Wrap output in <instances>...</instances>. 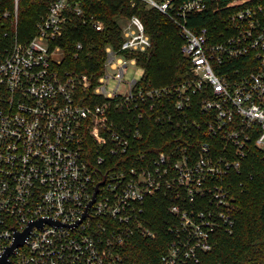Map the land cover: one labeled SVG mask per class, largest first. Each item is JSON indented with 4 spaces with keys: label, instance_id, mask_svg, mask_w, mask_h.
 Wrapping results in <instances>:
<instances>
[{
    "label": "built area",
    "instance_id": "1",
    "mask_svg": "<svg viewBox=\"0 0 264 264\" xmlns=\"http://www.w3.org/2000/svg\"><path fill=\"white\" fill-rule=\"evenodd\" d=\"M10 1L0 0V260L17 234L46 220L31 228L10 264H132L127 245L158 237L149 213L158 197L169 214V241L158 262L147 264H205L218 233L235 231L243 186L237 177L246 174L254 148L264 152V5L130 0L176 25L191 77L152 89L125 80L137 55L152 46L132 16L121 25L122 47L106 48L95 88L106 101L92 106L77 100L91 80L59 69L57 42L64 25L83 15L81 0H35L45 6L32 36L19 30L21 0ZM91 25L104 29L99 20ZM147 110L174 133L167 150L140 149ZM91 113L106 154L85 146ZM122 156L131 166L114 170L112 158Z\"/></svg>",
    "mask_w": 264,
    "mask_h": 264
},
{
    "label": "trees",
    "instance_id": "2",
    "mask_svg": "<svg viewBox=\"0 0 264 264\" xmlns=\"http://www.w3.org/2000/svg\"><path fill=\"white\" fill-rule=\"evenodd\" d=\"M181 1V0H178ZM11 5L13 1L6 0ZM264 5V0H255ZM45 6L42 1L21 0L19 8V30L32 36L35 25ZM83 15L73 16L63 27V35L57 44L63 51L62 72L86 75L91 87L79 88L77 100L83 105H95L106 101L95 93L99 79L105 73L106 48L119 50L123 44L122 19L139 17L150 36L152 46L137 55V64L143 69L139 87H174L191 77L190 60L183 54L182 41L176 25L157 9L149 8L142 2L132 6L130 0H81ZM201 23L207 20L202 15ZM91 20L103 22L104 29L96 31ZM82 49H78V44ZM119 110L117 108L113 109ZM147 110L144 138L140 149L160 152L172 147L174 133L165 132L160 124L152 120ZM156 112L153 113V115ZM154 118V117H153ZM103 131L96 116L91 113L84 125V141L87 151L94 153L102 149ZM127 156L112 158L116 169L131 166ZM246 174L237 177V185L243 184L236 205V227L232 234L220 232L216 236L213 250L206 255L205 264H264V152L253 149L245 163ZM150 215L153 228L158 232L155 240H136L127 245L125 259L132 264L157 263L163 248L167 245L169 214L165 203L158 197L151 199Z\"/></svg>",
    "mask_w": 264,
    "mask_h": 264
},
{
    "label": "water",
    "instance_id": "3",
    "mask_svg": "<svg viewBox=\"0 0 264 264\" xmlns=\"http://www.w3.org/2000/svg\"><path fill=\"white\" fill-rule=\"evenodd\" d=\"M98 188L99 186L97 187V190L96 192L98 191ZM46 220H40L38 222H35V223H31L29 228L24 232V233H21V234H17L16 235V240H15V243L8 247L6 252L4 253L3 257L1 258L0 260V264H10L9 262V257L10 255L13 253L14 249H16L17 247L19 246H22L27 235H28V232L31 230V228L34 226V225H39V226H42V224L45 222ZM48 222H52V221H48Z\"/></svg>",
    "mask_w": 264,
    "mask_h": 264
},
{
    "label": "rangeland",
    "instance_id": "4",
    "mask_svg": "<svg viewBox=\"0 0 264 264\" xmlns=\"http://www.w3.org/2000/svg\"><path fill=\"white\" fill-rule=\"evenodd\" d=\"M126 23V21L124 19H122L120 21V24L122 26H124ZM143 75V69L141 67H139L138 65L135 66H129V70L128 73L125 76V80L126 81H132V80H137L140 81ZM117 82L115 80H111L110 84H109V89H114L116 86Z\"/></svg>",
    "mask_w": 264,
    "mask_h": 264
}]
</instances>
